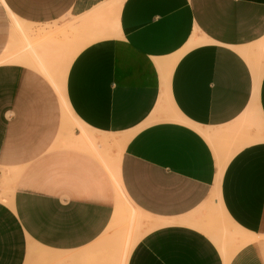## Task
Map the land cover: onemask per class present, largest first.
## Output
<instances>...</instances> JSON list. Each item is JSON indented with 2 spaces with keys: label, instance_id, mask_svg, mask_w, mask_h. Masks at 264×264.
Instances as JSON below:
<instances>
[{
  "label": "crops",
  "instance_id": "1",
  "mask_svg": "<svg viewBox=\"0 0 264 264\" xmlns=\"http://www.w3.org/2000/svg\"><path fill=\"white\" fill-rule=\"evenodd\" d=\"M112 1L0 0V264H106L119 189L155 223L126 264H264V0ZM9 14L83 45L4 60Z\"/></svg>",
  "mask_w": 264,
  "mask_h": 264
},
{
  "label": "rangeland",
  "instance_id": "2",
  "mask_svg": "<svg viewBox=\"0 0 264 264\" xmlns=\"http://www.w3.org/2000/svg\"><path fill=\"white\" fill-rule=\"evenodd\" d=\"M11 21H12L11 24H15V20H13L11 18ZM67 23L68 22H66L64 20V24L63 25H65L67 27L68 26V25H66ZM7 32H8V19L6 17V14H5L4 10L0 6V45H2V43L5 42L6 36H7ZM27 35H29L28 38L20 35L21 36L20 49L23 50L25 48L23 46L25 44H27V42L29 40L30 43L35 44V42H36V44L39 45V46L38 45L35 46V48L33 49L32 53H30V54L31 55L36 54V53L43 54V53H47V50H43V49L48 48L49 44H50L51 47H52L51 48V52L58 54V58L60 59V64L62 66H64V67L67 65V61H68L67 58L70 59V53H72L74 50H76L77 48H80L83 45V44L81 45V43H82L81 42L79 45H77L71 51H70L71 46L69 45L68 46V49H69L68 53L66 55H64V54L62 55L63 44L60 42L61 40L59 39V22L58 21H57V23H53V25L47 26L46 29L39 30L35 34L33 32L28 33V31H27ZM44 42L46 43L45 46H44ZM40 44H42V48H41ZM256 49H257L258 52H261L262 50H264V44L263 43L258 44ZM29 51H30V49L28 50V48H27L26 52H29ZM35 51H36V53H35ZM254 53H256V52L253 51V50H249V53L248 54L245 53V54L248 56V55H253ZM252 63L254 64V62H252ZM257 69H258L259 72L261 71V69H259L258 67H257ZM169 112H170L169 114L172 117H175L174 114H173L172 109H169ZM261 137L262 136H257L255 139H261ZM108 140H109V138H108ZM109 141H108V143H109V145H111L112 143L110 144ZM118 151H119V149H118ZM118 151H116V152L118 153ZM224 164H225V161L221 162V164L219 165L220 171L222 170ZM114 216H115V214H114ZM114 216H113V221L110 220V222H109V224L107 226V229L105 230L104 234L101 236V238L98 241L99 245H101L102 247H105V249H106L105 251H107V252H105L106 253V259H107L106 264H122V261H123V249H124V247L126 245V241H128V239H126V238H128L129 233L131 231V224H130V220H129V216H130L129 211L124 209L123 212L120 215H118L117 217L116 216L114 217ZM135 217L137 219H139L141 225H143L142 227H145V228H143V230L144 229L145 230L142 232V235L145 234L146 232H148L152 228V224L153 223L151 221V218L148 217L147 215H145L144 213L137 212L135 214ZM226 228L230 229V227H228V226ZM220 234L223 237V239H225V240L223 242L218 240L217 242L218 243H222L223 246L221 247V249H223L225 244H226V242L228 241V239L232 238V233L230 231H228V230H222ZM233 235L236 237L237 248L242 246L248 240L247 235L244 234V233L241 234V235H239L237 233L233 234ZM140 237H138V238H140ZM69 257H70L69 259L67 257L68 264H75L74 255L69 256ZM229 257H230V255H226L225 256L226 259H228ZM44 263H45V261L40 262V260H39V261L35 262L34 264H44ZM57 264H60V262H57Z\"/></svg>",
  "mask_w": 264,
  "mask_h": 264
},
{
  "label": "bare ground",
  "instance_id": "3",
  "mask_svg": "<svg viewBox=\"0 0 264 264\" xmlns=\"http://www.w3.org/2000/svg\"><path fill=\"white\" fill-rule=\"evenodd\" d=\"M121 1L122 0H113L112 1L113 8L114 9H117L119 7ZM9 15H10V17L13 20H15V24H11L12 30H13V34L19 33L20 35L28 38L29 35H27V31L23 27L24 26V23L21 22L20 20H18L16 17L12 16L11 14H9ZM10 38L12 39V33H11V37ZM193 41H196V40H193ZM198 42H193V44H197ZM45 44L46 43L44 42V46H45ZM37 45L38 44L30 43L29 40H28L27 44H25L23 46L25 48L23 50L21 49L22 51L20 50L19 52H16L15 54H12L10 52L9 55H7L4 58V60H14V61L22 60L23 59L22 55H23V53H27L26 52L27 51V48H28V50L30 49L29 53H32L33 49ZM40 46L42 48V44H40ZM239 50H241L244 54L245 53L246 54L249 53V50H246V49L245 50H242V48H240ZM35 53H36V51H35ZM246 54H245V56H247ZM176 59H177V56H175V57H173L171 59V61H170L171 66L174 65ZM70 60L71 59H68L67 65L69 64ZM252 66H253L254 76H255V79H256V77H259L258 76L259 75V71H258L257 67L253 63H252ZM78 126L80 128V134H79V136H78L77 139L80 140L81 142L78 143L77 142L78 140H76L74 142H71L72 145H76V146L79 145L81 148H84V149H86L88 151H91L93 153H96V148H97L96 145L98 144L97 141L102 142L105 139L104 138H100V137L99 138L95 137L85 126H81L80 124H78ZM123 140H122V137L121 138H118V139L113 138V141L117 144V146H119ZM124 209L127 210V211H129V213H130L129 220H130V224H131V231L129 233L128 238H126V239H128V241L125 240L126 241L125 247L123 246L124 249H123V261H122V264H126V259H127L128 253L130 252L131 248L133 247V245L135 244V242L137 241V239H139L138 237H140L142 235V232L145 230V229L143 230V228H145V227H142L143 225H141L139 219H137L135 217V214L138 212V210L135 209V207H133L125 199V197H124L121 189H119V190L116 191V201H115V207H114V213L113 214H115V216L117 217L118 215H120L123 212ZM154 225H155V223L152 224V226H154ZM206 230H207L208 233H210L211 236H213V238L215 239L216 242L218 240L221 241V242H223L225 240L221 236L220 231H215V230L214 231H211L213 229L212 228L210 229V227H208V229L206 228ZM217 244L219 245V247H222L223 246L222 243H218L217 242Z\"/></svg>",
  "mask_w": 264,
  "mask_h": 264
}]
</instances>
